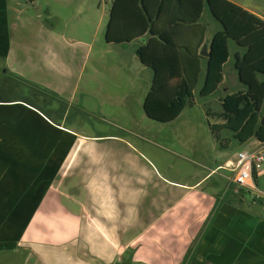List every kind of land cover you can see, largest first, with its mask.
<instances>
[{
    "label": "rangeland",
    "instance_id": "rangeland-1",
    "mask_svg": "<svg viewBox=\"0 0 264 264\" xmlns=\"http://www.w3.org/2000/svg\"><path fill=\"white\" fill-rule=\"evenodd\" d=\"M7 2L11 9L38 17L39 21L30 26L27 22L26 28L19 29L17 43L19 37L21 39L10 64L30 81V88L44 90L43 98L48 101L44 109L47 116L55 122L63 121L66 128L80 136L72 147V137L66 132L61 139L60 133L48 130L46 137L41 133L39 140L38 132L31 126L34 117L29 112L0 106V153H15L16 180L35 177L21 168L32 170L46 165L49 181L60 156L67 150L68 153H90L91 150L98 154L103 169L121 175L125 187L122 199L130 204L119 211L114 203L96 207L97 211L104 210L100 214H104L107 221L111 220L108 223L92 220V213L86 209L88 244L106 240L117 243L118 238L107 237L110 232L104 225L117 229V223L112 219L121 215L126 229L122 241L128 245L127 253L133 252L136 264H185V256L191 248L185 250L182 236L173 241L167 238L166 224L162 225L164 230L154 228L155 219L170 206L175 197L173 193L179 189L174 183L194 182L208 173L209 167L214 168L217 161L234 160L237 153L249 150L254 139L240 143L231 131L223 129L219 131L217 141L210 126L222 123L218 117L222 107L217 100L207 102L208 98L200 97L197 90L193 103L187 105L175 120L162 123L148 118L143 101L150 84L146 86L138 74L140 61L134 53L136 42L110 46L105 38L112 0ZM24 15L21 23L25 20ZM46 29L54 33L57 44L52 46L59 51V60L67 62V68L49 67L54 60L50 57L53 53H46L48 47L43 41ZM228 46L232 54L235 42L229 40ZM15 80V85H19V80ZM25 87H21L23 94H28L30 88L25 91ZM15 93V90L9 92ZM262 108L264 110V103ZM56 111L60 112L59 117ZM11 118L15 131L13 136L7 137L4 123ZM220 174L223 177L231 175L226 170ZM223 177L214 175L220 184L221 195L225 196L229 188ZM259 177L257 186L264 191V166ZM37 181L44 184L43 180ZM134 203L139 205H131ZM14 208L13 226L8 231L0 228V247L15 245L16 251L1 252L0 264H26V253L19 251L18 244L22 243V235L36 206L20 203Z\"/></svg>",
    "mask_w": 264,
    "mask_h": 264
},
{
    "label": "crops",
    "instance_id": "crops-1",
    "mask_svg": "<svg viewBox=\"0 0 264 264\" xmlns=\"http://www.w3.org/2000/svg\"><path fill=\"white\" fill-rule=\"evenodd\" d=\"M227 1L264 22V0ZM171 5L170 3V11L172 10ZM189 10L195 12L194 9L190 8ZM23 15L21 10L11 9L7 0H0V76L3 74L14 78V85L10 91L15 90V92L20 90L23 85L27 87L30 83L10 64L11 59L17 53L21 39L19 37L17 43L16 34L19 29L27 27V22L29 26L39 22L37 21L38 17L24 15L25 20L21 23ZM20 24L23 26L20 27ZM168 27L166 22L160 23L155 27V32H162L165 36L170 35V39L173 40ZM41 28L43 30V26ZM218 29L219 25L210 16L204 2L203 12L198 22L181 24L176 32L173 30L180 47L177 49L178 51H175L180 75L188 74L187 76L191 78L195 76L196 69H200L193 94L195 90L199 93L204 81L207 61L199 57L208 58L200 53L206 46V51L209 54L210 39ZM151 37L154 39L152 34L146 32L141 38L127 44L136 42L134 53L138 59L136 51L145 46ZM201 37L202 42L199 44ZM155 39L157 38L155 37ZM43 41L48 47L46 53H53L50 57L54 62H51L49 67L56 69L58 66H65L64 68H67V62L59 60V51L52 46L57 44V40L51 30H45ZM108 44L114 45L113 43ZM243 51L236 45L223 66L222 82L214 94L205 97L208 98L207 102L217 100L221 105L225 96L244 90L237 71V63L241 59ZM181 60L183 64H181ZM138 74L146 86L150 84L151 88L154 71L140 61ZM15 79L19 80L17 82L19 85H15ZM179 83L180 79H172L168 82L167 88L173 89ZM6 90L8 87L0 92L5 93ZM10 91L8 90L5 94H9ZM0 106L10 109L22 108L29 112L34 117L31 126L35 128L34 131L38 132L39 140H41V133H44V137H46L45 132L48 130L60 133L61 139L65 134L63 132H66L68 136L72 137L70 145L72 147L80 137L77 132L66 128L62 124L63 121L55 122L43 112L41 107L28 104L18 97L0 99ZM262 114H264L263 108ZM59 116L60 114L57 115V117ZM10 120L14 121L11 118L5 120L4 123L7 126V137L13 136L15 131L14 124ZM253 139L254 142L257 141L255 138L250 140ZM8 140L11 139L8 138ZM12 141L14 142V139ZM228 160L217 161L214 168L209 167L208 173L192 183H174L179 189L173 193L175 195L173 202L165 212L155 219L154 228L157 231L164 230L162 225L166 224L168 239L175 241L176 238L182 236L185 250L188 247L191 248L185 264H264V200L253 201L248 194L239 195L238 190L235 189L228 191L225 196L221 195L220 184L214 175L223 177L220 171L224 170L220 167ZM15 168V153H0V224L3 223L0 228L3 231L5 229L8 231L13 226L11 223L15 221L14 207L16 205L29 203L36 206L30 214L29 224L22 235V243L18 244V248H21L19 251L26 253L24 257L26 264H111L127 250L126 241H122L126 229L122 224L121 215L112 219L117 223V229L104 225L110 232L107 237L118 238L117 243L106 240L102 243L88 244L89 236L85 229L84 219L86 209L92 213V220L108 223L111 220L107 221L104 214H100L104 210L97 211L96 207L114 203L119 211L122 206L130 204L122 199L125 187L122 186L121 175L112 174L103 169L97 153H91V150L90 153H68L67 150L65 155L60 156V162L55 167L49 181L46 179V165L33 167L32 170L21 168L29 174H34L35 177L30 179L26 177L18 181ZM223 178L228 181V177L224 176ZM28 179L29 181H27ZM37 180H43L44 184ZM131 205L136 206L139 203ZM6 236L9 235L6 234ZM102 236L106 237L105 234ZM9 250L16 251L15 245L0 247V253ZM183 252L185 253V251Z\"/></svg>",
    "mask_w": 264,
    "mask_h": 264
},
{
    "label": "trees",
    "instance_id": "trees-1",
    "mask_svg": "<svg viewBox=\"0 0 264 264\" xmlns=\"http://www.w3.org/2000/svg\"><path fill=\"white\" fill-rule=\"evenodd\" d=\"M204 2L219 29L210 39L208 58L199 57L207 61L203 86L199 91L200 97L214 94L222 82L223 66L230 55L229 40H233L244 50L237 63L239 80L244 90L222 99V111L218 114L222 123L211 125L210 129L217 141L219 131L226 129L231 131L233 138L240 143H245L251 138L264 142V22L254 15L227 0H113L106 28V41L126 45L141 38L146 32L154 36V39L149 38L147 44L136 51L142 64L154 71L143 110L152 120L171 122L187 105L193 103V90L200 73L197 68L195 76L191 78L188 74L180 75L175 56V51L180 47L173 32H176L181 24L198 22ZM190 8L195 12L190 11ZM163 22L168 24L173 40L170 35L155 32V27ZM201 42L202 37L199 44ZM175 78L180 79V83L175 88L168 89V82ZM232 189L234 188H229L228 191ZM238 193L248 194L243 190H238ZM190 252L186 254V259Z\"/></svg>",
    "mask_w": 264,
    "mask_h": 264
},
{
    "label": "built area",
    "instance_id": "built-area-1",
    "mask_svg": "<svg viewBox=\"0 0 264 264\" xmlns=\"http://www.w3.org/2000/svg\"><path fill=\"white\" fill-rule=\"evenodd\" d=\"M113 1V0H112ZM264 166V142H253L252 147L237 153L234 160H228L220 169L230 172L228 188L243 190L253 201L264 200V191L257 186V178Z\"/></svg>",
    "mask_w": 264,
    "mask_h": 264
},
{
    "label": "flooded vegetation",
    "instance_id": "flooded-vegetation-1",
    "mask_svg": "<svg viewBox=\"0 0 264 264\" xmlns=\"http://www.w3.org/2000/svg\"><path fill=\"white\" fill-rule=\"evenodd\" d=\"M14 78L13 77H10V76H0V86L3 89H5L6 87H8V90L10 91V88L13 87V83H14ZM5 87V88H4ZM30 87L27 86L25 89V91H27ZM30 92L28 91V94L24 93V91L20 88V90H16V93L15 94H5V93H1L3 91L0 92V99H5V98H11V97H18L22 100H24L26 103L28 104H31L33 106H39L42 108L43 112L45 114H47L48 112H46L44 109H46V105L48 103L47 99L46 98H43V94H44V90H36V89H32L30 88L29 89ZM57 112V115L60 114L59 111H56ZM55 113V112H54ZM137 262H135V260L133 259V252H128L125 251L121 256L120 258L111 263V264H136Z\"/></svg>",
    "mask_w": 264,
    "mask_h": 264
},
{
    "label": "water",
    "instance_id": "water-1",
    "mask_svg": "<svg viewBox=\"0 0 264 264\" xmlns=\"http://www.w3.org/2000/svg\"><path fill=\"white\" fill-rule=\"evenodd\" d=\"M202 56H208L209 54L207 53V51H206V46H204L203 47V49H202V51H201V53H200Z\"/></svg>",
    "mask_w": 264,
    "mask_h": 264
}]
</instances>
